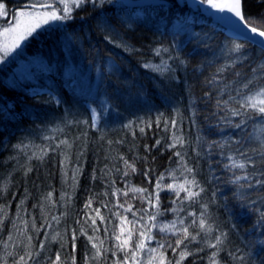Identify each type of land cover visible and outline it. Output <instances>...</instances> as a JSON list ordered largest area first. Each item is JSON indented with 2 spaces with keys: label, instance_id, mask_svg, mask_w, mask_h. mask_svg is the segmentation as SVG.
I'll return each mask as SVG.
<instances>
[{
  "label": "trees",
  "instance_id": "trees-1",
  "mask_svg": "<svg viewBox=\"0 0 264 264\" xmlns=\"http://www.w3.org/2000/svg\"><path fill=\"white\" fill-rule=\"evenodd\" d=\"M65 14L0 68V264H264V52L177 0Z\"/></svg>",
  "mask_w": 264,
  "mask_h": 264
},
{
  "label": "rangeland",
  "instance_id": "rangeland-1",
  "mask_svg": "<svg viewBox=\"0 0 264 264\" xmlns=\"http://www.w3.org/2000/svg\"><path fill=\"white\" fill-rule=\"evenodd\" d=\"M87 0H25L17 4L16 9L6 7V1L0 0V68L10 61H16L20 55L25 54L26 46L32 36L48 25H60L69 18L68 7L78 8ZM94 1V0H91ZM124 0H116L117 4H122ZM206 5V14H211L216 0H197ZM44 6V8H41ZM62 9V10H60ZM38 56L31 60L30 66H43L47 61L44 57ZM51 61V60H49ZM21 66L16 75L18 78H29L30 67ZM34 94H45L49 99L58 101L57 96L52 91L42 88H33ZM251 105L255 106L260 116L254 120L255 127L249 137L251 144H264V86L250 97ZM94 127L99 125V116L92 112Z\"/></svg>",
  "mask_w": 264,
  "mask_h": 264
},
{
  "label": "water",
  "instance_id": "water-1",
  "mask_svg": "<svg viewBox=\"0 0 264 264\" xmlns=\"http://www.w3.org/2000/svg\"><path fill=\"white\" fill-rule=\"evenodd\" d=\"M183 6L184 2L194 11L198 6L204 11L206 5L197 0H177ZM130 7L150 4H161L160 0H124ZM211 15L221 25L225 33L237 40L248 42L264 51V32L251 27L244 17L243 0H216Z\"/></svg>",
  "mask_w": 264,
  "mask_h": 264
},
{
  "label": "flooded vegetation",
  "instance_id": "flooded-vegetation-1",
  "mask_svg": "<svg viewBox=\"0 0 264 264\" xmlns=\"http://www.w3.org/2000/svg\"><path fill=\"white\" fill-rule=\"evenodd\" d=\"M23 1H25V0H7V2H9V3H15V4H19ZM41 8H44V6H41Z\"/></svg>",
  "mask_w": 264,
  "mask_h": 264
}]
</instances>
